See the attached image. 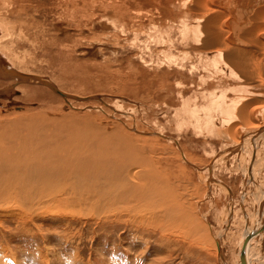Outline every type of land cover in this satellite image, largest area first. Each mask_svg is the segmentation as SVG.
Segmentation results:
<instances>
[{
    "label": "rangeland",
    "instance_id": "rangeland-1",
    "mask_svg": "<svg viewBox=\"0 0 264 264\" xmlns=\"http://www.w3.org/2000/svg\"><path fill=\"white\" fill-rule=\"evenodd\" d=\"M32 1L10 19L11 34L0 27V128L36 129L44 115L67 113L136 136L128 141H146L176 165L189 221L154 219L146 208L140 217L82 216L59 202L0 201V264H240L244 238L264 218V56L261 73V65L239 78L223 71L194 34L203 24L195 0ZM171 152L185 154L184 167Z\"/></svg>",
    "mask_w": 264,
    "mask_h": 264
},
{
    "label": "bare ground",
    "instance_id": "bare-ground-1",
    "mask_svg": "<svg viewBox=\"0 0 264 264\" xmlns=\"http://www.w3.org/2000/svg\"><path fill=\"white\" fill-rule=\"evenodd\" d=\"M222 1L223 3L216 0H195L193 7L203 17L202 20L201 18L197 20L198 22L203 21V24L201 22L199 32L197 34L194 32V34L199 38L202 37L200 47L215 57L214 60L220 63L223 71L226 69L228 74L237 76V78L241 74H255V70L252 71V69L261 65L257 61V56L261 58L264 56V0ZM32 2V0L2 1L0 4V27L3 26L4 30V26L6 29L9 26L8 33L10 30L13 31L16 27H10L13 26L10 25L12 22L10 19L14 15L19 18L22 15L21 12H26L28 6L33 4ZM26 3L28 4L26 5ZM196 29L198 28L196 27ZM8 33L7 35L11 34V32ZM0 42L4 47L5 43L2 44L4 41ZM258 70L261 73L262 65ZM254 81H256L255 77ZM241 103L242 100H235L233 105L236 106ZM246 109H242L241 113L248 122L253 119V115L244 113ZM66 115H44L46 120L41 121L39 119L37 125L40 124V126L36 129L30 128L34 125L27 128V124H23L20 119L16 120L26 125L24 127L27 130H22L24 127L16 129L14 125V129H8L11 128L9 127L11 123L7 125V130H11L9 131L11 133L2 127L0 128V201L16 207L27 205L31 208L37 207L36 209H41L44 204L59 202V210L73 207L74 209L77 208L80 215L87 214V212L92 214L98 212V215L99 212H102L104 214V209H110V212L114 213L118 211L120 215H122V211L138 214L137 211L141 210L140 212L143 213L146 208L150 210V213H154L152 214L154 216H151L154 219L157 218L156 216L171 220H182L184 217L186 221L187 217L189 221L187 210L184 212L186 206L184 204L187 202L183 201L184 207L181 208L179 201L183 198L181 200L179 198V201L176 200L177 193L180 192V188L184 189V185L180 186L182 184L180 180L173 181L176 178L175 172L178 170L173 171L176 165L172 160L160 161L157 156L159 154L156 151L157 148L156 150L148 148L146 141L133 142L134 145L130 143L136 138L135 135L134 139L131 134L113 135L114 131L110 133L108 130L109 124L99 125L84 118L82 120H79L80 118L68 120L69 114L66 113ZM35 120L31 118L28 121L31 123ZM66 124L69 128L65 127ZM250 127L248 128L249 131L258 128L256 125L254 128L250 129ZM128 137H130V142ZM170 154L173 157L175 155L180 160V165L185 166V161L188 160L185 154L177 155L175 152ZM184 199H187V194ZM120 201L124 205L122 209L117 207ZM145 202H147V207H144ZM260 206L259 209L264 214V201ZM20 210L23 212L20 216L24 217V210ZM109 216L112 215H105V217ZM258 241L259 244L264 243V218L261 225L253 232L251 230L244 238L240 264L262 261L264 256H261L260 259L261 251L258 254L251 253ZM255 247L258 248V246ZM7 259L3 261L4 264H6Z\"/></svg>",
    "mask_w": 264,
    "mask_h": 264
}]
</instances>
